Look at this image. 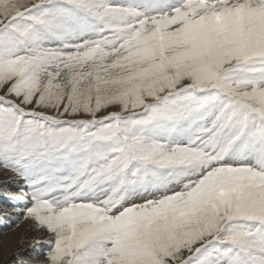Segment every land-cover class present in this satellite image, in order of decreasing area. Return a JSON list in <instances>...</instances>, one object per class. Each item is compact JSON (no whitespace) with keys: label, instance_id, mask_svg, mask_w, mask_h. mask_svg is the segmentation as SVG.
<instances>
[{"label":"snow or ice","instance_id":"6c2138e0","mask_svg":"<svg viewBox=\"0 0 264 264\" xmlns=\"http://www.w3.org/2000/svg\"><path fill=\"white\" fill-rule=\"evenodd\" d=\"M0 218L36 264H264V0H0Z\"/></svg>","mask_w":264,"mask_h":264},{"label":"bare ground","instance_id":"6f19581e","mask_svg":"<svg viewBox=\"0 0 264 264\" xmlns=\"http://www.w3.org/2000/svg\"><path fill=\"white\" fill-rule=\"evenodd\" d=\"M28 229L27 224L15 228L0 218V264H36L37 253L30 251L26 244L22 246L26 233L29 238L35 235L28 232ZM17 253L20 255L17 256Z\"/></svg>","mask_w":264,"mask_h":264},{"label":"rangeland","instance_id":"374dc122","mask_svg":"<svg viewBox=\"0 0 264 264\" xmlns=\"http://www.w3.org/2000/svg\"><path fill=\"white\" fill-rule=\"evenodd\" d=\"M24 259V258H21V260Z\"/></svg>","mask_w":264,"mask_h":264}]
</instances>
